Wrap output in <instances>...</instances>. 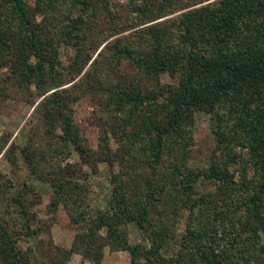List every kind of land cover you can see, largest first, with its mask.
I'll return each instance as SVG.
<instances>
[{
	"label": "trees",
	"instance_id": "1",
	"mask_svg": "<svg viewBox=\"0 0 264 264\" xmlns=\"http://www.w3.org/2000/svg\"><path fill=\"white\" fill-rule=\"evenodd\" d=\"M131 3L126 22L138 26L131 39L117 36L93 55L103 37L89 43L91 18L104 9L114 19L117 0H0V68H9L7 76L27 92L30 101L31 85L42 95L36 103L42 122L35 130L50 138L42 150L20 145L31 174L39 172L41 158H64L72 149L94 170L99 161L108 165L106 206L94 213L87 207L79 181L49 174L52 203L63 200L68 192L71 220L85 222L88 255L100 254L95 239L105 227L112 243L128 248L131 264H141V259L149 264L153 257L160 258L161 264H264V0ZM177 10L173 17L155 20ZM64 45L74 49L66 63L60 57ZM122 60L145 75L159 77L168 72L177 81L141 87L118 77L107 85H96V73L104 74ZM87 64L83 84L108 104L107 112L115 120L113 131L123 142L120 158L126 153L142 157L151 172L136 184L135 199L130 197L127 175L112 168L118 155L106 138L103 154L90 159L95 154L73 120L66 89L60 87ZM163 91L167 95L156 101ZM140 109L139 125L133 127ZM196 110L209 112L213 121L215 147L201 174L216 184L214 190L197 194L186 162ZM8 139L7 132L0 133V149ZM14 145L11 142L10 148ZM163 160L171 174L167 181L157 179ZM19 204L26 215L25 203ZM184 206L193 214L178 252L167 259L160 247ZM204 209L211 213L202 221L198 213ZM127 223L141 229L149 244L130 243L122 227ZM232 233L228 248L227 236ZM0 264H41L22 248L1 216Z\"/></svg>",
	"mask_w": 264,
	"mask_h": 264
},
{
	"label": "rangeland",
	"instance_id": "2",
	"mask_svg": "<svg viewBox=\"0 0 264 264\" xmlns=\"http://www.w3.org/2000/svg\"><path fill=\"white\" fill-rule=\"evenodd\" d=\"M131 1L117 0L114 19L110 18L104 9H98V14L91 18L89 43L95 41V44L99 37H103L102 43L96 47L93 55L97 54L104 43L117 36L131 39L130 33L138 27L126 22L125 16L128 15V8L132 5ZM179 11L169 12L155 20L173 17ZM73 50L71 46H62L61 61L68 62ZM89 66L87 64L72 81L60 87L66 89L65 97L67 99L69 97L73 120L95 154H92L90 159L103 154L102 145L106 138L111 151L118 155L112 168L121 170L127 175L130 197L135 199L136 184L144 181L151 172L142 157L134 158L126 153L124 159L120 158L119 153L123 150V142L119 134L113 131L115 120L107 112L108 104L102 95L93 93L87 89V85L83 84L84 73ZM7 75H9V68L4 65L0 68V133L7 132L9 139L0 149V216L9 225L13 237L28 253L36 255L41 264H131L132 255L128 248L112 243L106 236L105 227L99 229L95 239V243L100 245V254L88 255L85 251L90 243L84 235L85 222L71 220V195L66 192L63 200L57 204L52 203L53 191L49 174L73 177L79 181L82 184L81 194L90 212L94 213L98 208H104L110 187L108 165L99 161L94 170L89 163L82 160L77 150L72 149L64 158L60 156L41 158L40 168L36 169L41 173L31 174L29 165L20 151V145L28 143L30 149L42 150V148L45 149L46 142L50 141L49 136L46 134L40 136L36 131L37 125L42 122V115L36 109V103L42 95H37L34 85H31L33 101H30L27 92ZM118 77L127 81L132 80L141 87H154L159 83L177 81V76L168 72L161 73L159 77L145 75L138 68L130 66L127 60H122L118 67H115L113 63L104 74L96 73L94 80L96 85L104 86ZM71 95H77V98H71ZM165 95L167 91L156 96L155 100L161 101ZM141 112L142 109L135 113L133 127L139 125ZM212 126L213 121L209 112L195 111L192 127L193 140L189 153L185 154L193 177H197L192 181L195 194L216 188L212 178L204 179L201 174V169L209 163L215 147ZM131 128L129 127L128 130ZM30 131H35L33 139L29 138ZM11 142L15 143L13 149L10 148ZM36 157L38 158V155ZM170 177L169 168L163 160L157 179L167 181ZM19 201L25 203L26 215H22ZM210 213L211 209L200 211L199 219L205 221ZM191 214L193 212L186 206L179 209L176 219L170 225L172 233L160 247L163 257L168 259L178 252L181 235L186 230L187 220ZM122 227L130 243L149 244L146 234L133 223L123 224ZM217 232L219 234L221 230ZM232 235L233 233L227 237ZM221 241L226 240L220 239ZM230 241H232L231 237L226 243L228 248L231 247ZM95 243L93 242L92 245H96ZM140 263L147 264L142 259ZM149 264H161V259L153 257Z\"/></svg>",
	"mask_w": 264,
	"mask_h": 264
}]
</instances>
